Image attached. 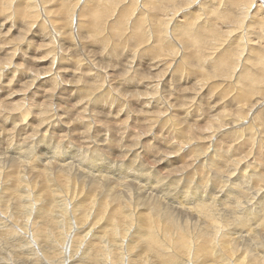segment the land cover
<instances>
[{"label":"bare ground","instance_id":"obj_1","mask_svg":"<svg viewBox=\"0 0 264 264\" xmlns=\"http://www.w3.org/2000/svg\"><path fill=\"white\" fill-rule=\"evenodd\" d=\"M239 1L0 0V264H264V0ZM163 172L199 179L144 193Z\"/></svg>","mask_w":264,"mask_h":264},{"label":"rangeland","instance_id":"obj_2","mask_svg":"<svg viewBox=\"0 0 264 264\" xmlns=\"http://www.w3.org/2000/svg\"><path fill=\"white\" fill-rule=\"evenodd\" d=\"M53 1H56V0H53ZM215 1H217V2H215ZM224 1H225V0H219V1H218V0H213V1L207 0V2H206L204 5L201 6L202 9L199 8V11H198V9L196 8L197 10L194 9V12H193V13H190V12L188 13V12H187L188 15H187L186 13L179 12V13H177V14H181V13H182V14H181L180 16L177 15V16H178V18H177L178 21H177V22H178L179 24H181L182 21L184 22V21H186L187 19H189V17H193V16H194L193 19H194L196 22H197V20H199L200 22H201V21L204 22L205 20H207V21L205 22V24H206L207 22L209 23V20L212 21V20H213L212 18H214L215 16H216V17H218V16H217V14H216L215 12H213V11H212V12L209 11L210 14L208 13V15L206 14V16H205V13L203 14V12H206L205 9H206L207 6H208V5H206V4L208 3V4L210 5V6H208L207 10H208L211 6H213V7H215V9L218 8L219 11H220L221 8H222V11H225L227 8H226V7H223V5H224ZM212 2H213L214 4H212ZM221 2H222V3H221ZM239 2H240V3H243L242 0H240ZM240 3H239V5H241ZM217 4H219L220 8H219V6H218ZM261 4H262V6L264 7V3H261ZM56 5L58 6V3H57V2H56ZM239 5L236 6V9L239 8ZM205 6H206V7H205ZM191 7H192V8L189 9L190 11H192V9H193L195 6H191ZM203 7H204V8H203ZM224 8H225V9H224ZM255 8H256V6L253 7V10H254ZM260 8H261V9L259 10V11H261L260 13H262V12L264 13V8H262L261 6H260ZM236 9L234 8L235 11H236ZM258 9H259V7H258ZM204 10H205V11H204ZM218 10H217V11H218ZM186 11H188V10H186ZM219 11H218V12H219ZM196 13L199 14L201 17H199V15H198V17H196V16H197ZM214 13H215L216 15H213ZM183 14H184V15H183ZM191 14H192V16H191ZM185 15H187V16H189V17L186 18ZM202 16H203V17H202ZM228 16L230 17L231 15H228ZM238 16L240 17V15H238ZM238 16H236V18H237ZM181 17H182V18H181ZM225 17H226V16H225ZM53 18L55 19L56 16L53 17ZM179 18H180L181 20H182L183 18H184V19L181 21V20H179ZM185 18H186V19H185ZM220 19H221V21L218 22V23H219L218 27L220 28V30H224V25H225V23H226L227 25H228V24L230 25V23L232 24L233 21H235V19H233V15H232L231 19L229 18L230 20L227 19V17H226V18L223 17V18H220ZM179 21H180V22H179ZM221 22L224 23V24H222ZM220 23H221V26H220ZM179 24H178V26H179ZM206 25H207V24H206ZM71 27H72V26H71ZM73 28H77V25L75 26V24H74V25H73ZM77 29H78V28H77ZM252 30H254L255 33H256V34H255V33H252V32H253V31H252L251 34H250V36H252V37L248 36L249 34L247 35L244 31H243V32H239V31H240V30H239L238 33H240V36H241V34H242V36H243V42L246 41L245 37L248 36L249 39H247V43H248V42L250 43V40H251L252 43H256V44H252V45H253L252 48L255 47V45H256V46L258 45V47L261 48V46H259V45L264 44V43H262V42H263V40H261L262 37H259L258 35H260V34H261L260 32H262V31H256L255 29H252ZM257 32H258V33H257ZM176 33H178V32H175V34H176ZM248 33H250V32H248ZM259 33H260V34H259ZM73 34H74V33H73ZM232 34H234V33H232ZM232 34H231V35H232ZM244 34H245V35H244ZM78 35H82V34H78V33L75 32V34L73 35V37L76 38V37H78ZM223 35H225V36H223ZM223 35H222V36H223L222 38H223V39H226V40H224V42H223L224 44H222V48L225 47V44H226V45H229V44H227V43H229V41H227V40H229V38L231 39V37H229V36L227 37L226 34H223ZM255 35L258 36V39H257V37H256ZM178 36L180 37L179 34H178ZM242 36H241V37H242ZM244 36H245V37H244ZM83 37H84V36H83ZM220 38H221V37H220ZM222 38H221V42L223 41ZM246 38H247V37H246ZM251 38H253V39H251ZM59 39L61 40L60 42L63 41L61 38H59ZM241 39H242V38H241ZM64 41H65L66 43H65ZM64 41H63V42L65 43V45H71L69 39H68V40H64ZM225 41H226V42H225ZM259 41H260V42H259ZM261 41H262V42H261ZM63 42H62V44H63ZM73 42H75L74 39H73ZM244 43H245V42H244ZM249 43H248V44H249ZM257 43H260V44H257ZM77 44H78V43H77ZM262 46H264V45H262ZM249 47H251V43H250ZM261 49L264 50V48H261ZM116 51L118 52V50H116ZM116 51H114V52L111 53L110 58H112V57L114 58V57H117V55H119V52L117 53ZM111 56H112V57H111ZM151 75H153V73H152ZM214 82L216 83V79L214 80ZM178 84L181 85L182 83H181V84L178 83ZM182 85H183V84H182ZM182 85H181V86H182ZM222 85H224V84H222ZM222 85H221V86H222ZM172 86H175V83H173ZM225 87H229V86L227 85V86H224V88H225ZM20 88H21V87H20V86H17V85H13V86H12V89H14V90H15V89H20ZM224 88H222V89H224ZM230 88H231V89H230ZM222 89L220 88V89H218L217 91L221 90V94L225 97V99L229 100V99H230L229 96L231 97V96L234 94V92H235V90H236V87H234L233 84H230V87H229L226 91H223ZM229 89H230V90H229ZM232 91H233V93H231ZM226 93H227V94H226ZM230 93H231V94H230ZM217 94H218V93H217ZM217 94H216V95H217ZM208 95H209V96H208ZM208 95H206L207 99H206V98L203 99V100H204V101H202V102H203V103H202L203 105H207V104H209V102H210V103H214V101H215V103H220V102H222L223 100H225V99H221V98H218V100H217V96H216L215 94H209V93H208ZM210 95H211V96H210ZM214 97H215V98H214ZM212 98H214V99H212ZM220 99H221V100H220ZM208 100H210V101L208 102ZM212 101H213V102H212ZM204 103H205V104H204ZM30 111H31V110H30ZM30 113H32V111H31ZM53 136H54V137H53ZM53 136H52V137H53L54 141H53V139H51V143H55V142H57V140L59 139V138H55L57 135L54 134ZM22 140H23V141H22ZM58 141H59V140H58ZM24 142H25V144H26V143H27V140H25V139H21V142H19V143H22V147L27 146V145L23 144ZM134 167L138 169V167H137L136 165H134ZM163 171H164V170H163ZM143 172H145V171H143ZM162 175H163V177H160V176H159L160 178L157 177V179H156L155 177H151V178H150L149 176H143V178H142L141 180H146V182H144V184L142 185V186L145 185V187L143 188V190H144L143 192H144V193H150V194H148V195H153V194H156V193H158V194H163V195H164V193H169V195L167 194V196H173V195H174V196H183V194H184V191H183V190H185V188H186V189H188L189 187L191 188V185H190V184L188 185L187 183H193V182L196 183V182L198 181V179H199V176H196V175H195L194 178H192L194 181L191 179L192 181L189 180V182L186 183V182H184L185 179H182V180L180 179L181 181L179 180V183H178V180H177V181H176L177 184H176L175 181H174L175 183H172V182L170 183L171 180H167L168 178H166V176L164 175V172H163ZM141 177H142V176H141ZM164 177H165L166 181H169L168 183H170V184H172V185L169 184L170 186L168 187V183L165 182ZM169 177H170V176H169ZM144 178H145V179H144ZM149 178H150V179H149ZM197 178H198V179H197ZM148 179H149V180H148ZM152 179L155 180V181H157L158 184H160V185H158L159 187L156 186V183H154L155 181H153ZM160 179H161V180H160ZM195 179H196V180H195ZM141 180H140V182H141ZM150 180L153 181V182H152V181H151V182H152V185L155 186L154 188L152 187V185H151V183H150ZM138 181H139V180H138ZM160 181H163L162 184H164V185H162V187H160V186H161ZM164 182H165L166 184H165ZM183 182L186 183V184H183ZM142 183H143V182H141L140 184H142ZM149 183H150V184H149ZM194 183H193V184H194ZM173 184H174V185H173ZM193 184H192V186H193ZM149 185H150L151 187H150ZM175 185H176V186H175ZM185 185H186V187H185ZM194 185H195V184H194ZM166 187H167V188H166ZM145 188H146V189H145ZM149 188H150V190H152L153 192H152V191H150V192L147 191V190H149ZM164 188H165V190H163ZM198 189H199V188H198ZM155 190H156V191H155ZM178 190H179V192H178ZM195 190H197V189H195ZM195 190L190 191L189 193H192V192H194ZM197 191H198V190H197ZM151 193H153V194H151ZM172 193H173V194H172ZM177 193H178V194H177ZM171 194H172V195H171ZM179 194H180V195H179ZM165 196H166V195H165ZM14 201H17V200L14 198ZM11 209H12V208H11ZM12 210H13V209H12Z\"/></svg>","mask_w":264,"mask_h":264}]
</instances>
